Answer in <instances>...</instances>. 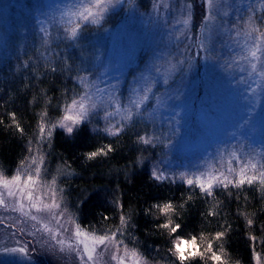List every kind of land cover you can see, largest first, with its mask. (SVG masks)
<instances>
[{"label": "rangeland", "instance_id": "1", "mask_svg": "<svg viewBox=\"0 0 264 264\" xmlns=\"http://www.w3.org/2000/svg\"><path fill=\"white\" fill-rule=\"evenodd\" d=\"M101 7L97 0H0V79L41 77L46 61L60 60L74 85L53 116L40 117L17 172H0V264H166L147 259L118 232L98 234L79 223L46 160L56 129L135 130L154 154L150 172L158 180L193 179L201 188L216 177L212 189L201 188L212 192L240 185L243 169L264 184V0H213L210 9L206 0H125L102 14ZM98 14L101 25L92 23ZM198 43L212 58L204 51L191 67L180 65L188 45ZM81 103L85 120H66Z\"/></svg>", "mask_w": 264, "mask_h": 264}, {"label": "trees", "instance_id": "2", "mask_svg": "<svg viewBox=\"0 0 264 264\" xmlns=\"http://www.w3.org/2000/svg\"><path fill=\"white\" fill-rule=\"evenodd\" d=\"M61 62L46 61L49 68L42 69L41 77L27 72L0 79V172L6 176L27 159L40 117L45 112L53 116L74 87ZM101 148L106 154L90 156ZM153 156L135 130L109 135L82 124L71 134L56 129L46 160L60 174V185L85 229L118 232L149 260L216 264L211 259L215 253L222 255V264H257V255L264 264V184L253 181L206 192L158 180L150 172ZM165 205H171L167 212ZM177 224L181 227L173 232ZM193 238L202 255L180 261L177 241L191 246Z\"/></svg>", "mask_w": 264, "mask_h": 264}, {"label": "snow or ice", "instance_id": "3", "mask_svg": "<svg viewBox=\"0 0 264 264\" xmlns=\"http://www.w3.org/2000/svg\"><path fill=\"white\" fill-rule=\"evenodd\" d=\"M124 3H125V0H97V6L103 5V7L100 8V13L101 14L103 12L107 11L109 8L118 7V6L123 5ZM206 3L208 5V8L210 9L212 7V5H213V0H206ZM101 14H98L96 17L93 18V20H92L93 24L101 25V21L103 19V16ZM85 19L87 20V17H85ZM203 20L204 21L209 20L208 11L205 12V16H204ZM38 23H42V22L38 21ZM220 30L221 31L223 30V25L222 24L220 25ZM104 31H108V29L105 28ZM71 36L73 38L77 37V29L76 28H73L71 30ZM185 38L187 39V37H185ZM187 51H188V55L184 56V58L179 60L178 63L180 65L187 64L189 67H191L193 65V63L195 62V60H197L198 57H201L202 52L207 51L208 55L204 57L206 59L207 58H212L211 53L213 52V50L210 47L206 48V45L204 43H198L196 46L188 45ZM102 55H103V53L100 52L99 55L96 56V59L97 60L101 59ZM183 55L184 54H182V56ZM251 55L253 57H255L256 56V51H252ZM253 67H255V65H253ZM106 73H107V66L102 68V70L100 72V75L103 76ZM88 74L91 75L92 73L89 72ZM77 78L80 79V77H77ZM241 80L243 81V78H241ZM164 84H168V80L167 79L164 80ZM147 90L150 91L151 89L149 88ZM147 100H148V96L147 95H144V96L140 97L139 103L136 104V107H139L140 104H143ZM156 103L157 104L160 103L159 99H157ZM73 106L74 107L76 106V101L75 100H73ZM79 109H80V111L76 115H68V116L65 117V119L69 120V121H72L74 124H79L81 121L85 120L87 112L84 109L83 103H81L79 105ZM129 118H131V113H129ZM169 122L173 125V121L172 120H170ZM175 123L178 125L179 124V119H176ZM73 131H74L73 127H71V126L67 127V133L71 134V133H73ZM179 131H180L179 127H176L175 133H172V135H175ZM141 139H143V138H141ZM156 139L158 140L159 138H156ZM143 142L145 144H151L152 143L149 140H143ZM171 143H172L171 138H169L167 140V142L160 141V144L163 147H167ZM152 146H154V145H152ZM101 153H105V149L101 148L99 151H93V152L90 153V156L91 157H96V156L100 155ZM181 175L183 176L184 174L181 173ZM15 179L16 180H20V176H16ZM31 179H32V177L29 176L28 180L30 181ZM225 179H227V177H225ZM256 179H257L256 176L249 177L248 175H246L244 170L241 169L239 177L236 178V183H238L240 185H243L245 183L252 184V182L254 180H256ZM214 180H216V177L209 178V180L207 181L206 185H205L204 182H201V185H200L201 188H204L206 191L209 190V189H212ZM187 184L188 185H192L193 184V179H188L187 180ZM29 196H31V193H29ZM170 208H171V205H165L164 206V211L167 212V211L170 210ZM249 222H251V221H249ZM165 227H168V225H165ZM180 227L181 226L179 224H177L171 230L173 232H176L177 229H179ZM223 235H224V233L221 232V233L218 234V237L223 236ZM106 239H107L106 237H100L97 242L100 243V244H104L106 242ZM176 247L178 249V255H179V260L180 261H186L190 257H196L198 255H202V253L199 251V248L196 245L195 238H193V240L191 241V247H190V249L187 252H186L185 247L181 246V244H177ZM210 247L211 246H209V248ZM19 250L21 252L24 251L23 248H21ZM12 251H15V249H12ZM211 259L213 261H216V264H222V260H223L222 255H218V254L213 253L212 256H211ZM261 259H262V257L260 255H257V257H256L257 264H259Z\"/></svg>", "mask_w": 264, "mask_h": 264}, {"label": "bare ground", "instance_id": "4", "mask_svg": "<svg viewBox=\"0 0 264 264\" xmlns=\"http://www.w3.org/2000/svg\"><path fill=\"white\" fill-rule=\"evenodd\" d=\"M184 183V182H183Z\"/></svg>", "mask_w": 264, "mask_h": 264}]
</instances>
